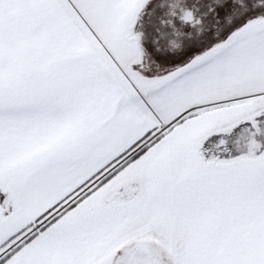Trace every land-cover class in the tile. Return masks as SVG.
Wrapping results in <instances>:
<instances>
[{"label":"snow or ice","instance_id":"obj_1","mask_svg":"<svg viewBox=\"0 0 264 264\" xmlns=\"http://www.w3.org/2000/svg\"><path fill=\"white\" fill-rule=\"evenodd\" d=\"M0 264H264V0H0Z\"/></svg>","mask_w":264,"mask_h":264}]
</instances>
